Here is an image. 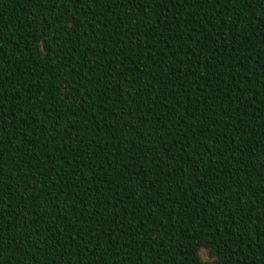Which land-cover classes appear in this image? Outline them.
I'll use <instances>...</instances> for the list:
<instances>
[{
	"label": "trees",
	"instance_id": "obj_1",
	"mask_svg": "<svg viewBox=\"0 0 264 264\" xmlns=\"http://www.w3.org/2000/svg\"><path fill=\"white\" fill-rule=\"evenodd\" d=\"M0 264H264V0H0Z\"/></svg>",
	"mask_w": 264,
	"mask_h": 264
},
{
	"label": "rangeland",
	"instance_id": "obj_2",
	"mask_svg": "<svg viewBox=\"0 0 264 264\" xmlns=\"http://www.w3.org/2000/svg\"><path fill=\"white\" fill-rule=\"evenodd\" d=\"M205 257H208V254L206 252L202 253Z\"/></svg>",
	"mask_w": 264,
	"mask_h": 264
}]
</instances>
